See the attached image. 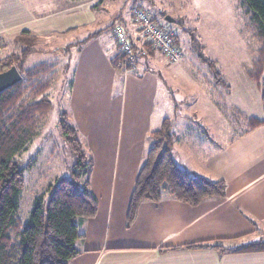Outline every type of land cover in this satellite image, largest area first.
I'll list each match as a JSON object with an SVG mask.
<instances>
[{"label":"crops","instance_id":"crops-1","mask_svg":"<svg viewBox=\"0 0 264 264\" xmlns=\"http://www.w3.org/2000/svg\"><path fill=\"white\" fill-rule=\"evenodd\" d=\"M95 4L94 0H0V44L4 46L24 31L36 36L83 30L82 40L58 48L69 58L66 65L74 60L67 117L93 156L90 188L98 210L93 217L77 219L83 234L76 244L80 253L69 264H264V250L222 253L215 248L183 247L219 240L225 247H233L264 237V123L249 129L251 118L263 117V108L261 112L252 110L261 95L248 69V81L238 84V101L231 102L244 123L225 146L197 162L191 155V135L200 137L204 129L191 126V116H186L182 121L189 122L185 126L187 141L181 143L173 130L177 165L192 177L224 179L225 198L209 197L191 205L166 192L159 201H143L128 224L135 179L153 145L151 132L166 118L157 110L161 82L150 69L153 53L149 57L143 54L136 64H125L121 70L113 66L111 57L118 52L113 27L122 25L134 39L136 25L130 13L128 17L122 12L118 22H105L94 30L92 25L99 23ZM113 18H118L116 11ZM244 32L254 45L253 65L260 44L248 29ZM211 61L216 65L213 58ZM209 68L198 69V73ZM205 79L209 88L221 86L224 80ZM230 79L223 90L231 97L235 85ZM191 98L199 100L195 94ZM214 103L219 120L227 117L221 104ZM243 105L245 111L239 108Z\"/></svg>","mask_w":264,"mask_h":264},{"label":"trees","instance_id":"trees-1","mask_svg":"<svg viewBox=\"0 0 264 264\" xmlns=\"http://www.w3.org/2000/svg\"><path fill=\"white\" fill-rule=\"evenodd\" d=\"M239 7L243 9L246 28L260 44L248 75L259 88L263 117L250 119L249 129H252L264 123V0H240ZM28 34L24 31L19 37ZM33 50L25 48L0 58V72L16 65L23 75L20 82L0 92V264H69L80 253L76 244L83 234L77 219L93 217L98 210V200L90 188L94 159L76 125L68 121L65 111H60L57 130L73 157L69 176L56 179L34 199L26 222L20 217V197L26 172L36 165V157L27 156V153L43 136L42 126L51 121L54 102L49 91L57 80L56 61H45L30 68L24 66L25 55ZM135 50L140 48L137 46ZM140 52L136 53L134 64L145 55ZM111 62L117 70L131 64L120 51L111 57ZM208 62L211 67L215 66L211 60ZM151 136L153 145L132 190L128 224L135 219L143 201H159L166 192L191 205H198L209 197L225 198L224 179L213 181L192 177L177 165L172 153V119L165 118ZM183 247L215 248L222 253L264 250V238L258 243L242 242L233 247H225L221 240Z\"/></svg>","mask_w":264,"mask_h":264},{"label":"rangeland","instance_id":"rangeland-1","mask_svg":"<svg viewBox=\"0 0 264 264\" xmlns=\"http://www.w3.org/2000/svg\"><path fill=\"white\" fill-rule=\"evenodd\" d=\"M94 1L95 7H99V11H96L99 23L95 22L92 25L94 30L99 29L98 26L102 23L118 22L120 18L118 14L122 12H126L128 17L130 13V18H133L136 25L131 14V7L140 4L150 10L158 22L170 23L166 20L167 15L176 19L170 24L177 32V43L184 51V57L180 62L170 63L159 51L153 52V55L151 45L147 41L137 42L145 55L147 54L148 57L150 54L153 55L151 58L154 64H151L150 69L156 72L161 82L157 110L164 118L173 120V130L181 143L187 141L185 126H188L189 122L182 121L186 116H191V126L204 129L200 137L197 134L191 135V155L197 162H200L207 154L225 146L244 123L231 102L238 101L237 94H241L238 84L248 81L245 72L246 69L249 71L251 68V61L256 54L252 53L253 42L244 32L247 28L243 23L245 20L243 9L239 7L240 0ZM113 11L117 12L118 18L111 19ZM82 32L83 30L70 33L37 34L35 38L31 35H22L17 36L6 46L0 44V58L15 52L19 53L25 48L35 49L25 55L24 66L26 68L45 61L58 62L57 80L49 91L54 102L51 121L42 126L43 136L35 141L27 153V156L36 157V165L26 172L25 186L20 197V217L25 222L29 219L34 199L45 192L56 179L69 176V170L73 164V157L66 141L59 135L57 129L59 128V112L65 111L67 114L69 112L74 60L66 65L69 58L58 47H71L77 40H82ZM56 48H58V53L54 50ZM212 58L215 60L216 67L209 68L204 74H199L198 69L203 70L208 67V61ZM234 69H237V72H234ZM205 76L209 79L226 81L223 80L221 86L211 87H216V89H211L204 83ZM229 78L235 85L231 97L223 90ZM191 94H195L199 100L193 101ZM214 102L221 104L227 117L222 116V120H219L218 107ZM253 105V112H261L263 108L261 99ZM239 108L245 111L247 106L243 105ZM175 120H177L176 123ZM192 131L196 130L192 129ZM196 142L200 145H196ZM183 149L186 151L184 145ZM188 150L187 148V152ZM252 241L258 243L259 239Z\"/></svg>","mask_w":264,"mask_h":264},{"label":"built area","instance_id":"built-area-1","mask_svg":"<svg viewBox=\"0 0 264 264\" xmlns=\"http://www.w3.org/2000/svg\"><path fill=\"white\" fill-rule=\"evenodd\" d=\"M131 14L136 22V37L132 39L122 25L112 29L118 43V51L126 55L127 63H134L135 56L140 50H135L140 40L147 41L155 51L161 52L170 63H177L184 57V51L177 43V32L169 23L156 21L150 10L142 5H133ZM143 55V51L140 52Z\"/></svg>","mask_w":264,"mask_h":264},{"label":"water","instance_id":"water-1","mask_svg":"<svg viewBox=\"0 0 264 264\" xmlns=\"http://www.w3.org/2000/svg\"><path fill=\"white\" fill-rule=\"evenodd\" d=\"M166 20L170 23L175 22V19L170 15L166 16ZM23 79V75L16 65H12L9 69L0 72V92L12 87Z\"/></svg>","mask_w":264,"mask_h":264}]
</instances>
